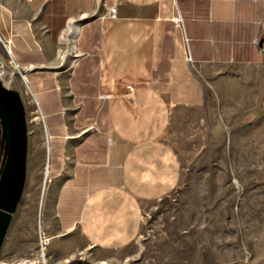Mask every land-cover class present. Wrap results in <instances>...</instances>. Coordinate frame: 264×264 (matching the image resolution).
<instances>
[{
  "label": "crops",
  "instance_id": "1",
  "mask_svg": "<svg viewBox=\"0 0 264 264\" xmlns=\"http://www.w3.org/2000/svg\"><path fill=\"white\" fill-rule=\"evenodd\" d=\"M106 10L103 0H0V39L47 140L45 264L129 260L143 205L178 183L175 124L220 116L222 100L264 105V0H116V14Z\"/></svg>",
  "mask_w": 264,
  "mask_h": 264
},
{
  "label": "rangeland",
  "instance_id": "2",
  "mask_svg": "<svg viewBox=\"0 0 264 264\" xmlns=\"http://www.w3.org/2000/svg\"><path fill=\"white\" fill-rule=\"evenodd\" d=\"M111 4L116 7V0H103L105 9ZM22 75L0 39V79L19 92L28 130L25 188L0 264H30L35 258L30 252L37 255L36 264H45L39 220L51 184L47 140ZM220 102V116L197 123L192 115L194 122L175 124L169 139L178 160V183L168 197L143 205L129 260L116 264H264V105Z\"/></svg>",
  "mask_w": 264,
  "mask_h": 264
},
{
  "label": "water",
  "instance_id": "3",
  "mask_svg": "<svg viewBox=\"0 0 264 264\" xmlns=\"http://www.w3.org/2000/svg\"><path fill=\"white\" fill-rule=\"evenodd\" d=\"M0 253L26 183L28 130L17 90L0 79Z\"/></svg>",
  "mask_w": 264,
  "mask_h": 264
},
{
  "label": "built area",
  "instance_id": "4",
  "mask_svg": "<svg viewBox=\"0 0 264 264\" xmlns=\"http://www.w3.org/2000/svg\"><path fill=\"white\" fill-rule=\"evenodd\" d=\"M116 14V7L114 4H111L108 6V9L106 10V13L104 14L105 16H111L113 17L114 15ZM175 22L178 24H180V18H176L175 19ZM260 50L264 52V48L263 47H260ZM127 88V97H131L132 93H133V86L131 85H128L126 86ZM48 242V238L44 235V233L39 229V243L41 245V249L42 251H44V247L45 245L47 244Z\"/></svg>",
  "mask_w": 264,
  "mask_h": 264
},
{
  "label": "bare ground",
  "instance_id": "5",
  "mask_svg": "<svg viewBox=\"0 0 264 264\" xmlns=\"http://www.w3.org/2000/svg\"><path fill=\"white\" fill-rule=\"evenodd\" d=\"M8 52V51H7ZM9 53V52H8ZM22 79L25 81V78L24 76H22ZM47 174H48V170H46V177H47Z\"/></svg>",
  "mask_w": 264,
  "mask_h": 264
},
{
  "label": "flooded vegetation",
  "instance_id": "6",
  "mask_svg": "<svg viewBox=\"0 0 264 264\" xmlns=\"http://www.w3.org/2000/svg\"><path fill=\"white\" fill-rule=\"evenodd\" d=\"M1 146V145H0ZM0 150H1V148H0Z\"/></svg>",
  "mask_w": 264,
  "mask_h": 264
}]
</instances>
